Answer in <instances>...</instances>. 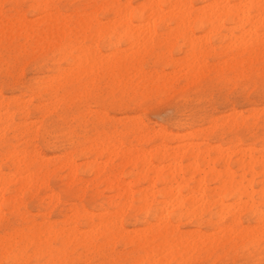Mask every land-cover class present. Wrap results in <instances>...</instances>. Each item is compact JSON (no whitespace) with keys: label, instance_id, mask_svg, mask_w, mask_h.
<instances>
[{"label":"rangeland","instance_id":"1","mask_svg":"<svg viewBox=\"0 0 264 264\" xmlns=\"http://www.w3.org/2000/svg\"><path fill=\"white\" fill-rule=\"evenodd\" d=\"M101 1L102 0H97V3H94L92 2V0H51L49 3V9H50V12H49V9L42 11V8H41L42 4L39 0H6V1L0 0V6L4 4L19 6L18 8L9 10V16L7 18V21L3 14V9L2 7H0V38H1L0 39V124H1L0 125V171L3 174H8V175H11V174L13 175L15 173L14 167L8 162L7 159H5V156H4V154L8 150L12 148H17V149H22V150L24 149V150L30 151L32 147L35 146L37 150L40 152V154H42V156L45 157V159L48 161V164H50L49 165V169L51 172L50 179L46 187H42L36 191L31 192L30 194L26 193L24 195V201H23L24 204H22L20 207V213H29L30 216H34L37 223L54 224L57 227V229L63 228V231L64 230L68 231L70 234L74 232V230L73 231L71 230L73 229V226H75L74 229L75 228L78 229L79 227V229L81 231L83 230L82 232H84V230L86 229L85 227H83L85 218L90 214V212H91V215H94L96 216V218H99V216L103 214L102 212L106 211L107 213L106 212L105 213L108 214L110 218L114 220L115 223H117L118 226H123L127 232L136 231V228L143 230L146 227V225L143 224L146 221L145 211H141V212L137 211L138 208L145 205L144 200H141V197L139 195H136L134 198V201L130 202V205H129V201L126 198L124 197L119 198L116 193L109 192L108 190H106L104 185H101L98 182H94L95 180L94 174L85 168L84 164L86 163L85 162L86 159H84V157L81 156V153H78L77 151L87 149L93 146L96 142L100 144L99 146H101V144L106 145L110 141H113L112 139L115 138L114 140L116 143H123L127 147L129 146V148L131 149L133 148V149L139 150L140 152L139 156L141 157L140 159H142L144 150L146 151L148 150L147 152L151 151L152 149L154 150V148L152 147L159 145L161 142H163L166 146L169 145V146L174 147L172 149L171 147L169 148L167 147L165 149L169 152L175 149L176 147L175 145L177 144H179V146L181 145L180 147L181 150L179 152L182 153V148L184 145H186L187 141H188L187 143L190 144V145L187 144V146H191V147L192 145H198L197 143L202 141L203 143L201 142L200 144L202 149H204L206 145H208L211 147L212 146L213 147L222 146L223 149L230 148L231 151L236 150L235 152H233L234 154L236 153L235 154L236 157L234 156V162L238 160V158H240L241 153H242L241 151H243L242 148H245V150L246 149L248 150L249 148H251V146H254L253 148H256V150H258V149H261L262 145H264V111H263L264 110V87H261V84H260L261 71L264 70V66L262 67V65H264V48H263L264 45L261 49H259L261 47L262 40L261 41L257 40L259 39V37L262 39V37L260 36L261 35L260 32L262 28H264V24H261L262 21L256 20V17L257 19H260V20L262 19V18H258V14L260 15L261 13L260 11L264 9H259L260 7L257 5L255 7L254 5L250 6L249 3H247L246 1H244L246 2V4H244L243 2L244 8L241 5V7L243 8L241 9L242 11L248 7V6L245 7L246 5L250 6L249 11L247 9L246 11L242 12L243 14L244 12L247 14L249 13V16H247L249 18L252 17V15L254 14L253 18H255V21H259V23L261 22L260 26H258L259 23L254 21L253 23L254 25H256L257 23L256 25L257 27L253 26V29L255 27L254 31H252L253 30L252 28L251 30L249 28V27H252L253 25L251 24L250 26L251 18L250 20L246 18L248 19L249 22L247 21L248 22V23L246 22L247 24L244 23L246 19L243 18L242 13L239 16L241 17L240 18L241 20L238 18V20L240 21H237V22L235 20L227 18L226 16H224L225 14H222L219 18L221 19L220 22L222 21L223 22L219 24H223L224 26L220 25L221 27H223L221 28L218 25L219 19H217L218 13H216L214 14V16L215 15L217 16L216 18L212 16L214 19V20L211 19L212 24L213 25L217 24V26H215L214 28L215 30H216V27L218 30V26L221 29L219 31L216 30L215 32H212L214 31V29L212 30L210 27L211 26L213 27V25H210L208 23L209 20L206 14H204L206 17L202 15L203 13H207V14L209 13L210 10H206L207 8H205V6H208L211 2L201 1V0H190V2H193V4L197 7V8L195 7V9L198 10L199 13H201L200 11H202L201 16L205 17V19L203 20L198 19V20H195L194 22L192 20L187 21V27L190 28L189 29L190 32L193 33L191 34V36L194 35L195 36L194 38L196 39L197 37H199V35H201L200 37L204 38L206 36L205 33L209 34V32H211L209 36L207 35L210 40L208 41L210 43L206 44L205 47L207 49L209 48L211 49L210 45H212L213 48L215 47L214 49L212 48L208 53L204 51L207 49L203 50L204 45L202 43H200L199 45V42L197 41L198 42L197 45H199L201 47L200 49H202L205 52V55L203 57V52H200L199 48L196 47L197 50L194 49L193 52H191L190 51L191 48L189 49L186 47L187 45L186 43L188 42V38H189V36L187 37V35H190L189 30L185 33L184 32L182 33L181 31L182 28L181 29L178 28L177 21L176 22L173 21L169 23L170 28L162 27L159 24L154 25V21L156 20V18L155 19H151V18H154L156 16V15L154 16L155 12L151 13L152 12L151 10L144 7L146 5L145 0H131V1L130 0L129 1L120 0V3L122 5L126 4L127 2H130L126 5L129 6L130 4V6L131 5L133 6L131 7L132 9L129 8L130 10L129 9L127 10L128 6H125L126 9H123V10L128 11V13H126V15L124 13L123 16L124 15L127 16L128 14L131 15L129 19L133 21L134 26L133 25L132 26L134 28L136 26L137 30L139 29L142 33H144L143 31L146 29V28L144 29L143 24L144 23L146 24V22H148V21H145V19L149 18L153 14V16L149 18L151 19V23H152V20H154L153 25H152L153 28H149V26H151L150 22H149L150 25L148 24V27L145 25L144 26L148 28L147 31H149V33H150L149 29L156 28L158 31V34L153 35V37L151 36V40H153V44H150V45L151 46L153 45L152 48L150 47L149 43H148V46L146 45L147 44L146 42H148L150 38L149 37L145 43L142 42V44H145V48L148 47L147 48L148 51H146L145 48L143 49L144 45H141V47L142 46L143 47L141 49V52H138V54L140 53L142 54L137 55L135 54L136 52L135 48L140 47V46H137L138 42L135 43V46L137 47H131V46H134L133 44L134 41L138 40V38L136 40V38L131 37L135 29L133 28L134 31L132 32L130 30L131 27L128 26L130 29H129V32L128 31L126 32L127 26L125 27L124 26L125 24L122 25V23L118 22L119 25H116L117 24L116 21H118V19L116 18H118L119 14H116L115 12H108L105 9L97 10V7H99L101 3L103 2ZM240 1L241 0H237L236 2L231 1L229 3V6L232 5V3L233 4L235 3L236 5L234 4L235 6H232V7H236L238 4L241 3ZM96 5L98 6L96 7ZM200 6H203V7L199 8ZM232 7L230 6V8ZM230 8L228 7V9ZM203 9H204V12H203ZM147 10L150 12H148ZM214 10H215L214 13L218 11V10L216 11V9ZM212 11L210 12L212 13ZM51 12H53L54 15H57L58 20L56 21V16H55V19L53 21H55L56 25H58L59 27L58 29H61L63 27L62 25H65L66 23H70V26L75 27L77 26L78 23L81 22L80 17L83 18V20H86L87 17L90 18L91 16L92 17L94 16V19L92 18V22L90 19V22L92 24L90 23L89 25L91 26L93 25V27L97 28L95 26L97 23H98L97 26L98 25L102 26V24L105 23L104 26L106 28L103 27L104 31L102 33L104 36L102 35L98 43H96L95 39L93 40L91 38L89 39L83 38L85 39L84 44L76 45L74 42L69 41L66 37H62L61 36L62 32L61 34L59 32L58 36L59 35L60 36L58 38L56 39L51 38L50 40L46 39V40H42L41 42H39L35 36L29 37L30 35H29V32H28L29 30L27 27L26 29H24L23 26L17 27L16 25L17 21L15 22V18H16L17 20H19L18 22L21 23L20 16L21 18L24 16L25 19L27 18L28 22H22L21 24L25 23L23 25H26L29 22L30 23L33 22L32 25L36 26L34 27L35 29L38 27L39 29L40 28L44 29L45 23L52 20L53 17H51L50 20L49 18H47L49 20L47 21L46 18L43 20L42 16L45 13H47L49 16L51 15L54 16L53 13L51 14ZM220 12L223 13L222 11H219V13ZM59 13L61 15V18L60 17L58 18ZM66 13L69 16L68 15L66 16ZM255 13L257 14V16H255ZM262 13H264V11ZM247 14H244V16H246ZM120 16H119V19L121 18L122 20L123 16L122 15ZM140 16H143V19H144V20H141V22L140 20H138V17ZM43 17H46V15ZM37 19L39 22L36 21ZM39 19L42 20V23ZM124 19L122 21H127ZM242 19H245V20L242 21ZM64 20H67L66 23L64 22ZM98 20L100 22H98ZM107 20L111 22L114 20L116 24L114 22L112 23L116 25V27H113L111 29V26H112L111 24L110 29H109L108 24L110 22H108ZM62 21L64 22V24ZM241 21L243 22L244 25L242 23L240 25L239 22ZM61 23L62 25H60ZM139 24H142V25H139ZM138 25L140 28L142 27L143 30L138 28ZM180 25L183 26L184 24L180 23L179 26ZM234 25H238L237 28L235 26L236 29L233 28ZM6 26H7V31L10 30L8 32L7 39L5 37ZM184 26L182 29L183 31H185V28H186V25ZM230 26L232 29L230 28ZM172 27L180 29L182 35L179 36L180 33L176 34L177 33L176 29L174 28L172 29ZM233 29L235 30L233 31ZM1 30H3V32ZM110 30H113V32H110ZM249 30L252 33L254 32L255 34L253 33V34L248 35V33L250 32ZM121 31H122V34H121ZM130 31L132 32V34H130L131 33ZM147 31L146 33H148ZM245 31L248 36L245 35L246 34ZM123 32L124 33L126 32V35H123ZM173 32L174 33L176 32V33L174 34ZM229 32L232 33L233 37L230 35ZM146 33L144 34L146 35ZM149 33L146 36H149L150 35ZM236 33H239V37L241 36L242 39L245 38L247 40H241L242 43L241 41H237L238 39L236 38H238V36L233 35ZM256 33H259L260 35H257L258 38L255 39L256 41L255 43L254 41H252V39L256 37ZM115 34L117 35L121 34L122 36L119 35L118 37ZM175 35L179 36L177 37L176 40H175V37H176ZM228 35H230L231 38ZM242 35L243 36L245 35L247 38L245 36L242 37ZM251 35H254L255 37ZM234 36H236V38H234ZM117 37H118V40H117ZM140 37H142V35ZM200 37L197 39H199V41L202 42L203 39L201 40ZM248 37L250 38V42L248 40L249 39ZM143 38H145V36L142 37V39ZM241 38H239V40ZM142 39L141 41L145 40V39L143 40ZM234 39L236 40V43ZM164 40H166V42ZM243 41L244 43L247 44V45L245 44L244 47L249 49L248 50L245 48L246 50H244L245 52L243 51L244 53L241 52L243 46L240 47L241 49L238 48V46L236 48V46L234 45L233 46L235 47V49L234 48L232 49V47L230 48V46H232V42L235 44L241 43L243 45L244 44ZM131 42H132V45L130 44ZM259 42H261V44ZM93 43L96 44L94 45L95 47H92ZM259 44H260V47H259ZM88 45H91V46H88ZM201 45H203V48ZM224 45L228 46L229 49H227L226 46L224 48ZM85 46L88 48L90 47V48L88 49V52L86 51V53H84V57H83V53H82L83 50L84 52L85 50H87V48L86 49L84 48ZM79 47L81 50H79ZM127 47L129 48L131 47L132 50L130 49V53L132 54L129 53L128 51L129 48L127 49ZM82 48L84 49L82 50ZM223 48L227 51H224ZM95 49L98 50L97 52L100 53L98 55H101V54L102 56L104 55L103 58H101L100 56L98 57L99 58L98 62H97L98 55L96 54ZM91 50L92 51L95 50L93 52L95 54H93L94 56L92 55V57H90L92 54ZM142 50L144 53L142 52ZM198 51H199V54H197ZM238 51L241 52V54H238L237 56V53H239ZM125 52H128L130 55L128 53L126 54ZM121 53L125 54L123 55V57L125 58L121 57L122 56ZM190 53L192 54L195 53L196 54V55L194 54L195 57H197L198 55V58H195L193 55L192 56L194 59L199 60L200 62L202 61L201 60L202 57L204 58L202 62H204L205 60L209 62V63H206L205 70H204V67L201 70L200 68L202 67L197 68V65L196 67L192 66V65H195L196 63L200 65V63L194 61V59L190 56L191 55ZM250 53H252L253 55ZM143 54L145 56H143ZM77 55H79V57H76V59L77 60L78 58L82 59L83 57L82 59L83 61H86L84 60V58L86 59L89 56L86 62L87 66L86 65L84 66V63L81 60H78V61H81L80 63L76 61L74 57ZM107 55L108 56L113 55V57L112 56L107 57ZM118 55H121V56L118 57ZM185 56L186 58H190V59L186 61ZM228 56H229V59H228ZM93 57H95V59ZM104 57H106V60L104 59ZM116 57H118L117 58L118 60H116ZM138 57H141V59L140 58L137 59ZM90 58L95 60L94 62L97 68L94 65L93 61L91 62L92 66L89 65L90 61L92 60V59L90 60ZM259 59L260 60L262 59V60L259 61ZM181 60H183L184 62L186 61V64L187 62H190L191 60H193L194 63L195 62L196 63L193 64V62L192 63L190 62L189 65L187 64L186 69L184 67V70H182L184 66L182 64H185V63ZM222 60H225V61H222ZM232 61L235 64H233ZM222 62H224L225 64L224 63L222 64ZM228 63L232 65H229L228 67ZM79 64L81 66H79ZM76 65L78 66V68H75L77 67ZM204 65H205V62H204ZM246 65L247 67H245ZM190 66L193 68L192 70L190 69ZM72 67L74 68L72 69ZM110 67H113V71L111 70ZM66 68L69 71L72 69L70 73L69 71H66ZM90 68L91 70L93 69L90 72L91 74L89 73ZM178 68L181 69L180 71L182 72L184 71V73L182 72L180 73ZM195 68L199 69L198 72H196L197 69L195 71ZM214 68H217V69H214ZM162 69L164 71H162ZM206 69L210 70V72ZM175 70L176 71L178 70V71L175 72ZM171 71L174 74H177L179 72V74L181 75L179 76L177 75L178 76L177 77ZM136 72H139V73L141 72V73L136 74ZM207 72L208 74L206 75ZM134 73L136 74V76ZM170 74L172 75V77H170L171 76ZM182 74L184 76H182ZM140 75L142 77H140ZM157 75H158V78L155 77ZM186 75L188 76V78L190 79L192 78L193 80L188 79ZM192 76L193 77L195 76V79ZM198 76L200 77L199 79H197ZM165 77L168 79H166ZM172 79H174V81ZM153 86H155L156 88H154ZM213 93H215L214 100L212 99ZM201 96H206L210 102L212 101L211 103L213 106L211 108V112L206 111L204 108L200 106L199 98ZM142 105L143 107H141ZM25 107L26 109H24ZM256 108L258 109L256 110ZM125 109L127 111H125ZM186 110H191L196 113H204L203 115H200V114L196 115V117L192 120L191 124L187 126V130H185L184 127L176 126L177 121L183 118ZM212 113H216V115H213ZM50 117L52 119H50ZM177 117H180V118H177ZM229 117L230 118L232 117L234 119L232 118L229 119ZM114 120L116 121L115 123H113ZM135 120H139L140 122H143L148 128H153L154 130H158L162 128L168 133H172L174 135L176 134L175 139L174 140L169 139L170 141L168 139H164L163 141L153 140L151 142L140 143L137 130L135 129V122H134ZM5 124L6 126H4ZM35 124L39 125L38 128H36L37 125L35 126ZM70 124H72L73 126L69 127ZM34 128L37 130H35ZM116 130L118 131V133H115ZM189 131L195 134L194 135L195 138L186 136L187 133H190ZM182 134L183 135L185 134V135L183 136ZM30 139H32L33 141ZM191 142H193L192 145H191ZM183 143L184 145H182ZM187 146H184L186 148H183V151L185 150L189 152L191 150V147H187ZM240 147L242 150L239 149L240 150L239 152L237 151V149ZM162 150L164 149L162 148ZM69 153H73L75 155L74 158L77 164L82 166V168L80 169L78 173V179H80V182L76 184H70L69 182L71 181L70 178L68 180L69 171L63 168L61 166L62 164L60 165V163H62L63 159H65ZM90 160L97 161L96 163H101L105 161L106 158L100 159L96 153H93V154H90ZM151 160L155 166L162 165V167H164L169 163V162H166V163L161 164L160 161H157L155 158H151ZM189 162L191 161H184L183 166L186 167L185 164L190 165L191 163L189 164ZM118 164H119V161H116V165ZM198 166L197 167L199 168L200 172L195 174L196 180H198L197 178L200 177L201 173L207 170V167H205L203 164H200ZM215 169L217 170L220 169L219 172H222L224 168L222 167L221 164L218 163L215 165ZM131 171L132 169L129 167L126 168L125 170L124 180L127 183L129 182L133 183L134 177L130 174ZM232 171H235L234 173L236 174V176H234L236 179V184H235V187L234 186L233 187L234 188L237 187V189L234 190V193H237L239 191L238 193L240 194V196L238 197V199L232 198V197H229L228 199H226L225 198L226 193H223V194L220 193V194L209 195L207 199L202 198V201L201 200L199 201V198H198L199 193H196L197 190L192 191V193L194 194H191V192L189 194V192L184 190L181 196V198H184V200L181 199L180 201L179 199V202L177 201L179 204L181 202V204L183 205L182 206L183 210L181 209V210L176 211V213L172 217L173 225L175 226L176 224H178L176 226L179 227V230L182 233L192 234V237L194 238H196V235H198L199 232H202L203 235L204 233H206L208 236L215 234L217 232L216 230L217 224H220V226L222 227L223 226L231 227L232 224L228 218H225L224 220L219 222V219L216 217V215H213L214 213H216L217 209H214L211 215H209V212H207L206 214H203L202 221L204 223L210 220V224L208 225L202 224V222H200L196 218L195 214H197L196 211L198 210V208L197 210L195 209V212L192 211L194 210L192 208L195 205V203L200 205L199 204L200 202L202 204V202L206 200L205 201L206 204L204 203L203 205H201L204 208V206H206L208 203L209 204L213 203L212 198L216 199V201H218V199L219 200L224 199V204L227 206L228 205L232 206L233 203L235 204V201H236L238 202V204H240V207L244 203L248 202L247 198H253L254 200L257 201V203H259L258 207L260 209H264V196L261 195L264 192V187H263L264 184L260 183V181L261 182L263 181L262 177H257L256 182L254 183L255 185L253 184L252 186H250L248 181H250L251 179L247 180V178L253 177L251 173L246 172V175H244L242 173L243 171L239 169L238 167H232ZM258 171L259 170H257V172ZM150 176H153V175L151 174ZM242 176H245L246 181L244 179L238 180V179H242L240 178ZM185 177L186 179H189L190 174L185 175ZM239 183L241 185H238ZM243 184L249 185V188L246 185L248 189L247 191L249 190H251L252 192L253 190L255 191L253 193H250L251 191L248 192L249 194H251L250 196H252L253 194L252 197L249 196V194L246 192V189L244 190L243 194L247 193L248 195L246 194L243 196L242 190L246 187V186H243ZM148 185L150 186V188H148L149 187ZM129 186L132 192H137L139 189H140L139 191L144 190L148 193L149 192L151 193V194L149 193L147 198H150L153 195L157 200H164V201H166V199L167 200L169 199L168 201H170L171 196L173 198L174 196L176 197V195L180 191V189L176 188V185H171L173 186V188L175 186L176 189H174V192L172 191L173 194L172 192H170V194L167 196V193L163 191L164 187L167 186L165 189H167L168 191H170L169 188L173 189L172 187L168 188V185H164L161 183H158L155 185V187H153L151 183L148 181H143L141 185L138 186V188H135V186L130 183H129ZM240 186L241 187L243 186L244 188H241V189L238 188ZM261 186L263 187V189ZM194 187L195 185L192 184L191 188H194ZM208 187L213 189L216 186L214 184L208 183ZM151 188L157 192L156 195L154 194V192H151V191H154ZM12 191H15V189L11 190V192ZM51 193H53V195ZM195 194H196L198 201L195 202V199H196L195 197H194L195 198L194 204L190 203L191 200L187 201V198L189 196L192 199L191 195L195 196ZM113 195L116 198H114ZM183 195H185L186 198ZM199 196L201 195L199 194ZM173 200L171 203H173ZM125 201L126 202L128 201L127 203L129 205L128 206L129 209L125 210L124 212L126 214H124L123 211H121V209L128 208L126 207L127 203ZM240 201L241 202L244 201V203H241ZM30 202H34V203L31 204ZM124 202L125 204L123 205ZM189 203L192 206L191 207L192 210H190V207H187L189 206ZM238 204H236V206ZM102 205L104 209H101ZM196 206L197 205H195L194 208ZM185 207H187V209H189L190 212H188L189 210L185 211L186 210ZM21 208H23V211H21ZM201 208L202 207H200V209ZM2 210L3 212H0L1 214L0 215L1 216L0 217V222H1L0 230L1 231L5 230L7 227L14 228V227H19L20 225L23 224L21 215L16 214V212H14L11 208L4 206ZM54 211H55V214H54ZM75 211H77V215H75L76 214ZM72 212L76 217L74 218L72 217L73 215ZM120 212L124 214L123 218H121L122 214H119ZM186 212L189 214H185ZM152 213H150V216ZM179 213H182L180 214L181 218L179 217ZM70 214H71V217L69 216ZM63 215L64 217H62ZM69 217L72 218V220H68ZM239 219L241 220L244 226L251 225L252 227L253 225H255L253 212L251 210L245 211L243 214H241ZM124 220H126V222ZM151 220L152 218L149 219V221ZM96 223H98V221ZM64 227H67V228H64ZM233 229H234V232L235 230H238L236 229V227H233ZM88 230L90 231V229ZM213 231L215 232L212 233ZM234 232H232L231 234H235ZM241 241L243 242L242 244H241ZM111 245H112L111 243L106 245L105 250L103 252V255H104L103 257L102 256L97 257L95 253L93 252H89V251L86 252V249L78 245V242H74V243L72 242L68 245V247L67 245L62 246L61 243H57L56 248H60L64 250V254L61 257L60 264H81L80 262H82V264H146V262H143L141 259V257L144 256L143 252L132 254V251L134 250L133 247L127 246L126 243L124 242H119L114 247H112ZM241 252L242 254L243 253L244 254L242 255ZM164 254L163 255L166 256L168 253L164 252ZM191 254L188 256L189 258L193 256V253ZM175 256L174 258L172 257L169 260V264H178V263L185 264V261H180V259L178 258L179 256L178 257L177 256L175 257ZM240 256L241 257L243 256V257L240 258ZM126 258L128 259L126 260ZM160 258H162V256ZM247 258L248 259L250 258L252 260L250 259L248 260ZM172 259L173 261H171ZM224 259H226L225 260L226 263L224 262ZM245 261L247 264H260L262 261H264V242L262 241L253 242L250 239L246 240L245 238H243L242 240L238 241L237 247L235 249L228 250L226 248L225 252H223L220 260L217 261V263L222 264V262H224L225 264H231L232 262V264H242V263L245 264ZM251 261L253 263H251ZM5 262L6 261L0 260V264H8L7 262L6 263ZM44 262H45V259L41 261V264H44ZM209 262L210 260L208 259H203V260H198V261L192 260L189 264H208ZM25 264H37V263L34 259H30V261L26 262Z\"/></svg>","mask_w":264,"mask_h":264},{"label":"bare ground","instance_id":"2","mask_svg":"<svg viewBox=\"0 0 264 264\" xmlns=\"http://www.w3.org/2000/svg\"><path fill=\"white\" fill-rule=\"evenodd\" d=\"M4 1V0H2ZM6 1V0H5ZM42 4L41 8H42V11L44 10H48L49 9V3L51 0H39ZM103 1V2H102ZM101 2V5L99 7H97L98 5H96L97 7V10H101V9H105L107 10L108 12H115L116 14H119L123 16V14L125 13H128V11L126 10H123V9H126L125 6H128L126 4L130 3V2H127L126 4H121L120 3V0H102ZM129 1V0H128ZM131 1V0H130ZM201 1H207V2H211L208 6H205V8H207L206 10H210L212 11V13L209 11V13H203L202 15L206 14L208 20L211 22L208 21V23L210 25H213L212 24V20L213 17L216 18L218 16L217 19H219V22H218V25H222L224 26L223 24H219V23H222L220 22V16L222 14H225L224 16H226L227 18H230L232 20H235L236 22L237 21H240L241 17H239L241 15V13L243 11H246L248 9L249 11V8L250 6L254 5V7L257 5L259 6L260 8L259 9H264V0H241L240 6H236V7H232V6H235L233 3L232 5H230L232 8H230L229 6V3L231 1H237V0H201ZM246 1L247 3H249V5H246L245 7V10H241L244 8V5H243V2ZM71 2V1H70ZM76 2V1H75ZM92 2L94 3H97V0H92ZM246 2H244V4H246ZM2 3V2H1ZM37 4V3H36ZM139 4V3H138ZM145 6L146 8H148L149 10H151L152 12L151 13H154V18H151V19H155L156 20H152V23H151V19H149L150 17L153 16V14L145 19V21H148L146 22V24L144 23L143 24V27H144V33H146L147 31V27H148V24L150 25L151 23V26H149V28H153L152 25H153V21H154V25L155 24H159L160 26L162 27H166V28H170L169 27V23L173 22V21H177L178 22V28H182L183 29V26L186 25V28H185V31H182V33L184 32H187L190 28L187 27V21H195V20H198V19H205V17L201 16V13L202 11H200L201 13L198 12V10L195 9V5L193 4V2H190V0H145ZM2 5V4H1ZM220 5V6H218ZM241 5L243 6V8L241 7ZM204 6V5H203ZM203 6H200L199 8L203 7ZM222 6V7H221ZM124 7V8H122ZM133 7L132 5L127 7V10L129 8ZM135 7V6H134ZM143 7V8H144ZM221 7V8H220ZM228 7L230 9H228ZM141 8V7H140ZM197 8V7H196ZM204 8V9H205ZM209 8V9H208ZM253 8V7H251ZM35 9V8H34ZM33 9V10H34ZM63 9V8H62ZM132 9V8H131ZM204 9H203V12H204ZM214 9H216L217 12L214 13ZM64 10V9H63ZM130 10V9H129ZM154 10V11H153ZM241 10V11H240ZM148 11V10H147ZM176 11V12H175ZM219 11H222L223 13H219ZM260 11V10H258ZM257 11V12H258ZM264 10H261L259 13L260 15L262 14ZM49 12H50V9H49ZM87 12V11H86ZM150 12V11H148ZM180 12V13H178ZM48 13V12H47ZM47 13L43 14V16L46 15V17H43L42 15V18L43 20L46 18L47 21L50 20L51 17H53L52 20H50L49 22L45 23V28L42 29L39 27L38 28H34L36 26L32 25V23H28L26 25H23L21 24L22 22H28L27 21V18L25 19V17L23 16L21 18L20 16V19H21V23H19L16 18H15V22L17 21L16 25L17 27L18 26H23L24 29H26V27L28 28V32H29V37H33L35 36L39 42H41L42 40H50L51 38H58V34L60 32H62V37H66L69 41L71 42H74L76 45H82L84 44V40L83 38H91V39H95L96 40V43H98L102 37V33L104 31L103 27L104 24L101 25H98L97 24L95 25L97 28L93 27V25H89L91 22H92V18L94 19V16L90 17V18H86V20H83V18L80 17V23L77 24V26L73 27V26H70V23H66L67 20H64V22L66 23L65 25H62V23L60 25H62L63 27L61 29H58V25H56V22L53 21L55 19V16H56V21L58 20L57 19V15H54L53 12H51V14L53 13L54 16H49ZM90 13V12H89ZM98 13V11H97ZM131 13V11H130ZM150 13V14H151ZM175 15H174V14ZM217 14V16L214 14ZM83 14V13H82ZM113 14V13H112ZM212 14V15H211ZM243 14V13H242ZM244 14H247L244 12ZM243 14V18H248L250 20L251 18V21H250V26L251 24L254 23L255 21V18L254 17V14L252 15V17H247L249 16V13L244 16ZM28 15V14H27ZM68 14L66 13V16ZM123 16V19L124 20H127V21H122L121 18L119 19V16L118 18V21L117 24L115 23L114 19L112 22H114L116 25H119V23H122L125 24L124 26L128 29H126V32L128 31L129 32V27H131V31L133 32L134 29V33L132 34V32L130 34L132 38H138L137 41H134V46H131V47H137V46H140L139 48H135V54L137 55H141L142 53L138 54V52H141V45H144L143 49L145 48V44H142L145 43L148 38V42H146L147 46H148V43L149 45L150 44H153V40H151V36L153 37V35H157L158 34V31L156 28L154 29H149L150 30V33L149 31H147L150 35L149 36H146L148 33H146V35L144 33H142L139 29L137 30L136 26L135 28L133 27V21L131 19H129L131 17V15H127V16ZM210 15V16H209ZM250 15V16H251ZM260 15L258 14V18H262L260 17ZM40 16V17H41ZM65 16V15H64ZM69 16V15H68ZM213 16V17H212ZM255 16H257V14L255 13ZM39 17V16H38ZM37 17V18H38ZM61 18V15L59 13L58 15V18ZM97 17V15H96ZM102 17V16H101ZM49 18V20L47 19ZM69 18V17H67ZM85 18V17H84ZM104 18V17H103ZM225 18V17H224ZM238 18L240 20H238ZM254 20H253V19ZM35 19V18H33ZM63 19V18H62ZM90 19H91V22H90ZM212 19V20H211ZM245 19H242L245 20ZM248 19H246L244 21V23H246L248 21ZM32 20V18H31ZM42 23V20L39 19ZM78 20V21H79ZM121 20V21H120ZM138 20H144L143 19V16H140L138 17ZM150 20V21H149ZM223 20V19H222ZM253 20V21H252ZM256 20H259V21H262V19H257L256 17ZM7 21V20H6ZM38 21V19L36 20ZM35 21V22H36ZM89 21V23H88ZM108 21V20H107ZM207 21V20H206ZM216 21V20H215ZM239 22L240 25L241 23L243 24V22ZM259 21H255L257 23H259ZM39 22V21H38ZM55 22V23H53ZM61 22V21H60ZM63 22V21H62ZM63 22V24H64ZM97 22V21H96ZM95 22V23H96ZM98 22H100L98 20ZM110 22L108 25H109V29H110V26H111V29L113 27H116V25H114L111 21H108ZM119 22V23H118ZM124 22V23H123ZM150 22V23H149ZM185 22V23H184ZM249 22V21H248ZM247 22V23H248ZM252 22V23H251ZM10 23V22H8ZM93 23V24H95ZM184 24L183 26H179V24ZM192 23V22H191ZM217 23V22H216ZM246 23V24H247ZM256 23V25H257ZM261 23V22H260ZM260 23L258 26H260ZM31 24V25H30ZM40 24V23H39ZM92 24V23H91ZM128 24V25H127ZM193 24V23H192ZM208 24V25H209ZM262 24V23H261ZM37 25V24H36ZM133 25V26H132ZM136 25V24H135ZM139 25H142V24H139ZM138 25V28H140ZM147 27H145V26ZM177 25V24H176ZM239 25V26H240ZM244 25V24H243ZM256 25H252V27H249L250 30L251 28L253 29V26L257 27ZM11 26V25H10ZM9 26V27H10ZM39 26V25H38ZM129 26V27H128ZM215 26H217V24L213 25V27L211 26L210 28L213 30L215 28ZM218 26V30H217V27H216V30L219 31L221 28L223 27H219ZM237 28L238 25H234L233 28ZM8 27V28H9ZM16 27V28H17ZM119 27V26H118ZM175 27V26H174ZM172 27V29L174 28ZM185 27V26H184ZM191 27V26H190ZM254 27V29H255ZM5 28V27H4ZM11 28V27H10ZM106 28V27H105ZM134 28V29H133ZM178 28H174L176 29V34L180 33L179 36H181V31L180 29ZM195 28V26H194ZM209 28V29H210ZM228 28V26H227ZM226 28V29H227ZM231 28V26H230ZM235 28V29H236ZM248 28V29H249ZM19 29V28H18ZM120 29V28H119ZM125 29V28H124ZM141 30H143V28L141 27L140 28ZM179 31H178V30ZM232 29V28H231ZM233 29V31L235 30ZM239 29V28H238ZM242 29V28H241ZM244 29V28H243ZM254 29L252 31H254ZM5 30V29H4ZM170 30V29H169ZM168 30V31H169ZM214 29V31L212 32H215L216 31ZM249 30V31H250ZM3 32V30H1ZM10 31V30H9ZM8 31V32H9ZM13 31V30H12ZM21 31V30H20ZM19 31V32H20ZM109 31V30H108ZM123 31V30H122ZM122 31H121V34H122ZM209 31V30H208ZM211 31V30H210ZM232 31V32H233ZM247 31V30H246ZM245 31V33H246ZM107 32V31H106ZM110 32H113V30H110ZM126 32L124 33L123 32V35H126ZM207 32V31H206ZM239 32V31H238ZM243 32V31H242ZM248 32V31H247ZM117 33V32H116ZM119 33V31H118ZM174 33V32H173ZM174 33V34H175ZM189 33L190 35H187V37L189 36L188 38V42L186 43V47L187 48H191V52H193L194 49L197 50V48H201L199 45L200 43H202L204 45V48H203V45L202 48L203 50L204 49H207L205 47L206 44H209L210 40L208 38L209 34H211V32L208 33H205L206 36L204 38L200 37L201 35H199L200 39L203 41L200 42L199 37H197L196 39L194 38L195 36L191 34H193L192 32H190L189 30ZM230 33V32H229ZM254 33V32H253ZM251 31L248 33V35L250 34H253ZM261 33V32H260ZM119 34V35H121ZM215 34V33H214ZM243 34V33H242ZM255 34V33H254ZM19 35V33H18ZM117 35V34H115ZM119 35H117L119 37ZM142 35V37L145 36V40L142 39V37H140ZM144 35V36H143ZM171 35V34H170ZM230 35L232 36V33H230ZM228 35V36H230ZM235 35V34H233ZM241 35V34H240ZM246 36L247 33L245 34ZM244 35V36H245ZM257 35H260L259 33H256V37L254 35H251L255 38L252 39V41H255L257 37ZM8 36V35H7ZM104 36V35H103ZM114 36V35H113ZM122 36V35H121ZM120 36V37H121ZM176 36V35H175ZM178 35L175 37V40L177 39V37H179ZM204 36V34H203ZM227 36V35H226ZM230 36V38H231ZM242 35V37H244ZM245 36V37H246ZM261 36V35H260ZM14 37V36H12ZM118 37H117V40H118ZM173 37V36H172ZM171 37V38H172ZM233 37V36H232ZM250 37V36H249ZM248 37V38H249ZM262 37V36H261ZM23 38V37H22ZM140 38V39H139ZM206 38V39H205ZM208 38V39H207ZM229 38V37H228ZM234 38H236V36H234ZM241 36L236 39H238L237 41H241V40H247V39H240ZM247 38V37H246ZM1 39V38H0ZM13 39V38H12ZM66 39V40H67ZM128 39V38H127ZM141 39L143 41H141ZM165 39V38H164ZM170 39V38H168ZM199 42V45L198 42ZM223 39V38H222ZM225 39V38H224ZM22 40V39H20ZM60 40V39H59ZM167 40V38H166ZM166 40H164L166 42ZM182 40V39H181ZM209 40V41H208ZM249 42H250V38L248 39ZM258 41H261L262 40V44L261 42H259L261 44V47H260V44H259V49H261L264 45V39L260 38L257 39ZM37 41V42H38ZM58 41V40H57ZM79 41V42H78ZM107 41V40H106ZM141 41V42H140ZM150 41V42H149ZM233 41V39H232ZM235 43H236V40L234 39ZM59 42V41H58ZM77 42V43H76ZM95 42V41H94ZM138 42V43H137ZM140 42V43H139ZM205 44H204V43ZM248 42V43H249ZM46 43V42H45ZM102 43V42H101ZM135 43H137L138 45L135 46ZM196 43V44H195ZM228 43V42H227ZM231 43V41H230ZM232 42V46H230V48L232 47V49L236 46H238V48H240L241 46L242 47V51L243 52L244 50L248 49L246 47H244V45L246 43H244L243 41V45L241 43H238V44H235ZM258 43V42H257ZM132 45V42L130 43ZM140 44V45H139ZM174 44V43H173ZM241 44V45H240ZM46 45V44H45ZM94 45H96L95 43H93L92 47H95ZM230 45V44H229ZM234 45V46H233ZM247 45V44H246ZM254 45V44H253ZM84 46V45H83ZM88 46H91V45H88ZM153 46V45H152ZM152 46L150 45V47L152 48ZM226 45H224V48H225ZM256 46V45H255ZM254 46V47H255ZM131 47H127V49L129 48V53H130V49ZM197 47V48H196ZM211 49L213 48L212 45H210ZM86 49L85 52L83 49ZM82 48L83 50V57H84V53H86V51L88 52V47H84ZM148 48V47H147ZM146 49V51H148ZM164 48V47H163ZM209 48V46H208ZM215 48V47H214ZM213 48V49H214ZM223 48V49H224ZM227 49H229L228 46H226ZM246 48V49H245ZM250 48V47H249ZM264 48V47H263ZM36 49V48H35ZM42 49V48H40ZM74 49V48H73ZM92 49V48H91ZM94 49V48H93ZM124 49V48H123ZM126 49V48H125ZM138 49V50H137ZM169 49V48H168ZM172 49V47H171ZM177 49V48H175ZM187 49V50H189ZM198 49V50H199ZM210 48L207 49V50H204L205 52H208L211 50ZM241 49V48H240ZM257 49V47H256ZM79 50L80 47H79ZM96 50V49H95ZM95 50H91L92 51V54L90 57H92L93 53ZM132 50V49H131ZM140 50V51H139ZM202 49H200L199 51L200 52H203V57L205 55V52L203 51ZM249 50V49H248ZM78 51V50H77ZM98 50H96V54H100L99 52H97ZM199 51L197 52V54H199ZM214 51V50H213ZM224 51H227L224 49ZM259 51V50H258ZM41 52V51H40ZM132 52V51H131ZM143 52V50H142ZM212 52V51H211ZM239 52V51H238ZM241 52L237 53V56L238 54H241ZM245 52V51H244ZM243 52V53H244ZM250 52V51H249ZM126 54L128 52H125ZM128 53V54H129ZM134 53V52H133ZM144 53V52H143ZM184 53V52H183ZM254 53V52H253ZM261 53V51H260ZM89 54V53H87ZM104 54V53H103ZM132 54V53H130ZM129 54V55H130ZM175 54V53H174ZM191 54V55H190ZM189 55L193 58L194 54L190 53ZM252 54V53H250ZM49 55V54H48ZM80 55V54H79ZM79 55L75 56L74 58L76 59V57H79ZM82 55V54H81ZM122 55V56H121ZM121 55H118L123 57V55L125 54H122ZM183 55V54H182ZM193 55V56H192ZM196 55V54H195ZM234 55V54H233ZM244 55V54H243ZM253 55V54H252ZM251 55V56H252ZM94 56V55H93ZM101 57L103 58L102 54L101 55H98L97 56V62L99 61L98 57ZM106 56V55H105ZM113 57V55H110L107 57ZM143 56H145L143 54ZM184 56V55H183ZM188 56V55H187ZM236 56V55H235ZM44 57V55H43ZM82 57V56H80ZM82 57V59H83ZM116 57V60H118ZM130 57V56H129ZM135 57V55H134ZM195 57V56H194ZM202 57V61H203V58ZM260 57V56H258ZM73 58V59H74ZM89 56L84 60L86 61H83L82 59H79L78 60H81L83 63H84V66L86 65V62L88 60ZM95 59V57H93ZM100 58V59H101ZM125 58V57H123ZM131 58V57H130ZM141 59V57H138L137 59ZM186 58V56H185ZM195 58H198V55L197 57ZM247 58V57H246ZM39 59V58H38ZM71 59V58H70ZM92 58H90L91 60ZM92 59L90 61V64L92 66V61L94 62L95 60ZM104 59L106 60V57H104ZM108 59V58H107ZM177 59V58H176ZM190 59V58H186V61ZM194 59V58H193ZM228 59H229V56H228ZM257 59V58H256ZM37 60V59H36ZM42 60V59H41ZM40 60V61H41ZM76 59L77 62H81V61H78ZM122 60V59H121ZM178 60V59H177ZM212 60V59H210ZM231 60V59H230ZM262 60V59H261ZM259 59V61H261ZM134 61V60H133ZM132 61V63H133ZM183 61V60H181ZM186 61L184 62L185 64H182L184 65L183 66V69L184 70V67L186 69V66L187 64L189 65L190 62L193 64H195L196 62H199L200 65L198 63H196L195 65H192V66H195L197 65V68L199 67H202L200 68L201 70L203 69L204 67V70L206 68V63H209L207 62V60H205V65H204V62H200L199 60H196L194 59V61H196L194 63L193 60H191L190 62H187L186 64ZM222 61H225V60H222ZM246 61V60H245ZM38 62V61H37ZM103 62V61H102ZM116 62V61H114ZM172 62V61H171ZM175 62V61H174ZM243 62V61H242ZM255 62V60H254ZM111 63V62H110ZM224 62H222L223 64ZM233 63V61H232ZM240 63V61H239ZM51 64V63H50ZM71 64V63H70ZM115 64V63H114ZM225 64V63H224ZM235 64V63H233ZM34 65V64H32ZM78 65V64H77ZM76 65V66H77ZM88 65V66H89ZM94 65H95V62H94ZM113 65V63H112ZM199 65V66H198ZM229 65H232L230 63H228V67ZM79 66H81L79 64ZM83 66V67H84ZM87 66V65H86ZM90 66V67H91ZM96 66V65H95ZM137 66V64H136ZM227 66V65H226ZM264 65H262L263 67ZM32 67V66H31ZM67 67V65H66ZM176 67V66H175ZM181 67V66H180ZM189 67V66H188ZM247 67V65L245 66ZM74 67H72L73 69ZM75 68H78L75 67ZM97 68V66H96ZM95 68V69H96ZM111 70L113 71V67H110ZM166 68V67H165ZM195 68V71L196 69ZM225 68V66H224ZM32 69V68H31ZM65 69V68H64ZM71 69V70H72ZM189 69V68H188ZM190 69L192 70L193 68L190 66ZM214 69H217V68H214ZM229 69V68H228ZM70 70V71H71ZM83 70V69H82ZM93 70V69H92ZM91 68H90V71L89 73L92 71ZM98 70V69H97ZM178 70L180 71L181 69L178 68ZM177 70V71H178ZM199 69H197L196 72H198ZM203 70V71H204ZM208 70V69H206ZM230 70V69H229ZM66 71H69L67 70L66 68ZM69 71V73H70ZM75 71V70H74ZM78 71V69H77ZM95 71V70H94ZM146 71V70H145ZM162 71H164L162 69ZM174 71V70H173ZM175 70V72H177ZM202 71V72H203ZM210 72V70H208ZM53 72V71H51ZM76 72V71H75ZM88 72V70H87ZM135 72V71H133ZM167 72V71H166ZM172 72V71H171ZM182 71H180L181 73ZM206 72V71H205ZM204 72V74H205ZM82 73V72H81ZM141 73V72H140ZM139 72H136V74H140ZM146 73V72H144ZM148 73V72H147ZM173 73V72H172ZM171 73V74H172ZM184 73V71L182 72ZM67 74V73H66ZM78 74V73H77ZM84 74V72H83ZM91 74V73H90ZM135 74V73H134ZM133 74V75H134ZM135 74V76H136ZM170 74V75H171ZM174 74V73H173ZM193 74V73H192ZM200 74V73H199ZM208 74V72L206 73V75ZM65 75V74H63ZM76 75V74H75ZM142 75V74H141ZM140 75V77H142ZM163 75V74H162ZM169 75V74H168ZM175 76H179L181 74H179V72L177 74H174ZM188 75V74H187ZM186 75V76H187ZM198 75V74H197ZM204 75V76H206ZM132 76V75H131ZM150 76V75H149ZM174 76V77H175ZM177 76V77H178ZM182 76H184L182 74ZM189 76V75H188ZM187 76V78H188ZM201 76V75H199ZM198 76L197 79H199L200 77ZM58 77V76H57ZM60 77V76H59ZM134 77V76H133ZM158 78V75L155 76ZM154 77V78H155ZM169 77V76H167ZM172 77V75L170 76ZM191 77V76H190ZM193 77V76H192ZM54 78V77H53ZM149 78V77H148ZM166 78V77H165ZM176 78V77H175ZM185 78V77H184ZM195 79V76L193 77ZM204 78V77H203ZM59 79V78H58ZM142 79V78H141ZM168 79V78H166ZM190 79V78H188ZM192 79V78H191ZM190 79V80H191ZM250 79V78H249ZM162 80V79H161ZM164 80V78H163ZM170 80V79H169ZM174 81V79H172ZM193 80V79H192ZM207 80V79H206ZM140 81V80H138ZM167 81V80H166ZM189 81V80H188ZM198 81V80H196ZM19 82V81H18ZM17 82V83H18ZM137 82V81H136ZM153 82V81H152ZM192 82V81H191ZM190 82V83H191ZM223 82V81H222ZM251 82V81H250ZM25 83V82H24ZM35 83V82H34ZM148 83V82H147ZM150 83V82H149ZM172 83V82H170ZM189 83V84H190ZM195 83V82H194ZM241 83V82H240ZM137 84V83H136ZM152 84V83H151ZM208 84V83H207ZM230 84V83H229ZM258 84V83H257ZM18 85V84H17ZM149 85V84H148ZM169 85V83H168ZM187 85V84H186ZM204 85V84H203ZM6 86V85H5ZM19 86V85H18ZM25 86V85H24ZM185 86V85H184ZM246 86V85H245ZM149 87V86H148ZM154 88H156L155 86H153ZM214 87V86H213ZM151 88V86H150ZM250 88V87H249ZM258 88V87H257ZM106 89V88H105ZM213 89V88H212ZM244 89V87H243ZM256 89V88H255ZM254 89V90H255ZM4 90V89H3ZM248 90V89H247ZM253 90V91H254ZM151 91V90H149ZM206 91V90H205ZM18 93V92H17ZM16 93V94H17ZM36 93V92H34ZM152 93V92H151ZM209 93V92H208ZM251 93V92H250ZM255 94V93H254ZM253 95V94H252ZM151 96V95H150ZM176 96V95H175ZM262 97V96H261ZM32 99V98H31ZM169 100V99H168ZM185 100V99H184ZM212 102V101H211ZM60 103V102H59ZM42 104V103H41ZM131 104V103H130ZM90 105V104H89ZM145 105V104H144ZM253 105V104H251ZM26 106V105H25ZM84 106V105H83ZM92 106V104H91ZM52 107V106H51ZM94 107V106H93ZM119 107V105H118ZM134 107V106H133ZM136 107V106H135ZM143 107V105L141 106ZM140 107V108H141ZM104 108V107H102ZM131 108V107H130ZM26 109V107L24 108ZM49 109V108H48ZM118 109V108H116ZM258 108H256L257 110ZM260 109V108H259ZM110 111V110H109ZM125 111H127L125 109ZM129 111V110H128ZM141 111V110H140ZM143 111V110H142ZM264 111V110H263ZM59 112V111H58ZM237 112V111H236ZM257 112V111H256ZM260 112V110H259ZM3 113V112H2ZM128 113V112H127ZM136 113V112H135ZM239 113V112H238ZM104 114V113H103ZM229 114V113H228ZM237 114V113H236ZM235 114V115H236ZM253 114V113H252ZM260 114V113H259ZM258 114V115H259ZM263 114V112H262ZM10 115V114H9ZM8 115V116H9ZM33 115V114H32ZM35 115V113H34ZM57 115V114H55ZM54 115V116H55ZM93 115V114H92ZM105 115V114H104ZM256 115V113H255ZM106 116V115H105ZM238 116V115H237ZM263 116V115H262ZM98 117V116H97ZM135 117V116H134ZM228 117V115H227ZM249 117V116H248ZM4 118V117H3ZM34 118V117H33ZM115 118V117H114ZM175 118V117H174ZM177 118H180V117H177ZM232 118V117H231ZM229 117V119H231ZM247 118V117H246ZM49 119V118H48ZM50 119H52L50 117ZM125 119V118H124ZM228 119V118H227ZM234 119V118H232ZM37 120V119H36ZM47 121V120H46ZM174 121V120H173ZM28 122V121H27ZM25 122V123H27ZM33 122V120H32ZM116 121L114 120L113 123H115ZM126 122V121H124ZM135 129L137 130V133H138V136H139V141L140 143L142 142H151L153 140H164V139H171V140H174L175 139V135L172 134V133H168L166 132L164 129L160 128L158 130H154L153 128H148L143 122H140L139 120H135ZM225 122V121H224ZM235 122V121H234ZM46 123V122H45ZM111 123V122H110ZM41 124V123H40ZM170 124V123H169ZM1 125V124H0ZM8 125V124H7ZM37 124H35L36 126ZM111 125V124H110ZM199 125V124H198ZM205 125V124H204ZM6 126V124L4 125ZM39 125H37L36 128H38ZM210 126V125H209ZM214 126V125H213ZM241 126V125H240ZM43 127V126H42ZM107 127V126H106ZM113 127V125H112ZM172 127V126H170ZM4 128V127H2ZM119 128V127H118ZM35 129V128H34ZM42 129V128H41ZM37 130V129H35ZM6 131V130H5ZM36 132V131H35ZM122 132V131H121ZM190 132V131H189ZM115 133H118V131L116 130ZM129 133V132H128ZM187 133V132H186ZM197 133V132H196ZM3 134V132H2ZM36 134V133H35ZM34 134V135H35ZM180 135V133H179ZM183 135V134H182ZM185 135V134H184ZM183 135V136H184ZM194 133H187V137H194ZM215 135V134H214ZM220 135V134H219ZM33 138V137H32ZM195 138V137H194ZM34 139V138H33ZM115 139V138H114ZM112 139L113 141H110L108 140L109 143H107L106 145H102L99 146L100 144L98 142H96L93 146L87 148V149H84V150H79L77 151L78 153H81V156L84 157V159H86V163L84 164L85 168L89 171H91L94 176H95V180L94 182H98L99 184L101 185H104L106 190H108L109 192H114L118 195L119 198H126L128 201H129V205H130V202H133L134 201V198L136 195H139L141 197V200H144V203L145 205L140 207V208H135L137 209V211L141 212V211H145V215H146V218H145V222L143 223L144 225H146V227L143 229V230H139L136 228V231H133V232H127L125 230V228L123 226H118L117 223H115L114 220H112L110 218V216L108 214H106L105 212H100L102 215L99 216V218H96V216L94 215H91V212L90 214L85 218V222H84V225L83 227H85L87 230L90 229V231L88 230H84V232H82L79 227L78 229L73 226V229H71L72 231L74 230V232H72V234H70L68 231H63V228L62 229H57V227L54 225V224H50V223H45V224H41V223H37V221L35 220L34 216H30L29 213H20V207L24 201V195L27 193V194H30L31 192L33 191H36L42 187H46L49 183V179H50V169H49V165L48 164V161L45 159V157L42 156V154H40V152L37 150V148L34 146L32 147V149L30 151L28 150H22V149H17V148H12L10 150H8L4 156H5V159L8 160V162L14 167L15 169V173L12 175H8V174H3L1 171H0V212H3L2 208L5 206V207H8V208H11L14 212H16V214H19L21 215V219L23 221V224L20 225L19 227H14V228H11V227H7L5 230L1 231L0 230V260L2 261H6L7 263L9 261H12V262H18V261H23V262H28L30 261V259H34L36 261L37 264H41V261L45 259V262L44 264H60V260H61V257L62 255L64 254V250L63 249H60V248H56V244L57 243H61L62 246H66L68 247V245L70 243H74V242H78V245L82 246L84 249H86V252L89 251V252H93L95 253V255L97 257H103V252L105 250V247L106 245L108 244H112L111 246L114 247L117 243L119 242H124L126 243L127 246H130V247H133V251H132V254H135V253H138V252H143L144 253V256L141 257L142 261L143 262H146V264H169V260L174 256L176 255L180 261H185V264H189L192 260H203V259H208L210 260V262L208 264H218L217 261L220 260L223 252H225V249L227 248L228 250H232V249H235L237 247V244H238V241L242 240L243 238H245L246 240L247 239H250L252 240L253 242L254 241H262L264 242V209H260L258 207V204L256 200H254L253 198H247L248 202L247 203H244L241 202V203H244V204L240 207V204H238V202L235 201V204L233 203L232 206H227L224 204V199H218V201H216V199L212 198V201L213 203L212 204H207L206 206H201L205 203V201L199 203L200 205L196 204L195 202L198 201L197 200V197H196V194L195 196L191 195L192 199L190 198V196L187 198V201H190V203H195V205H197L195 208L193 206L192 210L191 209V205L189 203V206L187 207H190V210L194 211L195 212V209L198 210L196 211L197 214H195L196 218L202 222V224H210V220H208L206 223H204L202 220H203V214H206L207 212H209V215H211L213 213V210L214 209H217L216 213H214L213 215H216V217L219 219V222H221L222 220H224L225 218H228L230 221H231V227H226V226H220V224H217V232L211 236H208L206 233H204V235L202 234V232H199L198 235H196V238L192 237V234H188V233H182L180 230H179V227H177L176 224L175 226L173 225L172 223V217L174 216V214L176 213L177 210H183V205L178 203L179 202V199L181 201V199L184 200V198H181L182 196V192L185 190L187 192H191V194H194L192 193V191L194 190H197L196 193H199L201 196H199L198 194V198H199V201L201 200L202 201V198L203 199H207L209 195H213V194H220V193H226L225 195V198L228 199L229 197H232V198H237L240 196V194L237 192V193H234V190L237 189L234 188L235 187V184H236V179L234 176H236V174L234 173L235 171H232V167H238L239 169H241L243 172L244 175H246V172H249L251 173V175L253 177H249L247 178V180H250L248 181L249 185L252 186L255 182H256V178L257 177H262V182L260 181L261 184H264V145H262L261 149H258L256 150V148H253L254 146H251V148H249L248 150L245 148H242L243 151H241V156L240 158H238V160H236L234 162V156L235 154L233 152L235 151H231L230 148L228 149H223L222 146H215V147H211V146H208L206 145V147L204 149L201 148V142L197 143L198 145H192L193 142H191V146H187V142H186V145H184V143L182 145L184 146H187V147H191V150L189 152L187 151H183V148H186L183 146L182 148V153L179 152L181 149V145L179 146V144L175 145L177 147H175L174 150L172 151H167L165 150L167 147H172V146H166L163 142H161L159 145L157 146H154L152 148H154V150L152 149L151 151L147 152L146 150H144V154L142 155V159H140L141 157L139 156L140 155V152L139 150H136V149H131L129 148V146L127 147L125 144L123 143H116L115 140ZM119 139V138H118ZM211 139V138H210ZM32 140V139H30ZM120 140V139H119ZM240 140V139H239ZM33 141V140H32ZM65 141V140H64ZM170 141V140H169ZM212 141V140H211ZM118 142V141H117ZM213 142V141H212ZM65 143V142H63ZM139 143V142H138ZM203 143V142H202ZM56 144V143H55ZM237 144V143H236ZM235 144V145H236ZM256 144V143H255ZM190 145V144H188ZM217 145V144H216ZM147 146V145H145ZM174 146V145H173ZM179 147V148H178ZM243 147V146H242ZM162 148L164 150H162ZM149 149V148H148ZM188 149V148H187ZM240 148L237 149V151L240 152ZM64 150V149H63ZM150 150V149H149ZM59 152V151H58ZM93 153H96L97 156L100 158V159H104L106 158L105 161L101 162V163H96L97 161H93V160H90V154H93ZM238 154V153H237ZM74 154L73 153H69L65 159H63L62 163H60V165L65 168L66 170L69 171V175H68V180L70 178L71 181L70 184H76L78 182H80V179H78V173L80 171V169L82 168V166L78 165L75 158H74ZM171 157V158H170ZM236 157V156H235ZM151 158H155L157 161H160L161 164L163 163H166V162H169L166 166L162 167L161 166H155L154 163L152 162ZM170 158V160H169ZM169 160V161H168ZM116 161H119V164L116 165ZM184 161H191L189 162L190 165H186V167L183 166V162ZM100 162V161H99ZM81 163V162H80ZM221 164L222 167L224 168L222 170V172H219V170L215 169V165L216 164ZM83 164V163H82ZM200 164H203L205 167H207V170H205L203 173L200 174V177L197 178L198 180H196L195 178V174L196 173H199V166ZM165 165V164H164ZM188 166V167H187ZM198 166V167H197ZM131 168L132 171L130 172V174L134 177V180H133V183L128 182L130 184H133L135 186V188H138L139 185H141V183L143 181H148L151 183V185L153 187H155L156 184L158 183H161V184H164V185H168V188L169 187H172L171 185H176V188L180 189V191L178 192V194H174L176 195V197L174 196V198L171 196L170 198V201H168L166 199V201L164 200H157L153 195L150 197V198H147L149 193L146 192V191H137V192H132L130 186H129V183H127L124 178H125V170L126 168ZM161 167V168H160ZM56 168V167H55ZM8 170V169H7ZM217 170V171H216ZM257 170H259L257 172ZM241 173V174H242ZM153 175V176H150V175ZM187 174H190V178L189 179H186L185 175ZM242 174V175H243ZM84 175V174H83ZM54 177V176H53ZM209 177V178H208ZM226 177V178H224ZM55 178V177H54ZM242 179H238V180H245V176H242L240 177ZM57 179V178H56ZM246 181V180H245ZM52 182V181H50ZM239 182V181H238ZM259 182V181H258ZM208 183L209 184H214L216 187H214L213 189H211L210 187H208ZM245 183V182H244ZM247 183V182H246ZM68 184V183H67ZM88 184V183H86ZM195 185L194 188H191V186ZM238 185H241L240 183ZM249 188V185L246 184ZM243 184V186H246ZM255 185V184H254ZM149 186V185H148ZM151 186V187H152ZM234 186V187H233ZM238 187V188H244V187ZM247 186L242 190V194L244 193V190L246 189V192H250L251 190L247 191ZM55 187V186H54ZM87 187V186H86ZM167 187V186H166ZM166 187H164L163 191H165L167 193V196L170 194V192H174V188L171 189L169 188L170 191H168L167 189H165ZM262 187V186H261ZM264 187V186H263ZM262 187V189H263ZM150 188V186L148 187ZM234 188V189H232ZM15 191H12L11 190H14ZM86 189V188H84ZM144 189V188H143ZM152 189V188H151ZM261 189V188H260ZM142 190V189H141ZM146 190V189H145ZM154 190V189H152ZM157 190V189H156ZM167 190V191H166ZM256 190V189H255ZM151 191V190H150ZM241 191V190H240ZM107 192V191H106ZM151 192H154V194L156 195V191H151ZM164 192V193H165ZM172 192V194H173ZM177 192V191H175ZM245 192V193H246ZM253 192H255L253 190ZM252 191L250 193H253ZM246 193V194H247ZM262 193V192H261ZM260 193V194H261ZM53 195V193H51ZM84 194V193H83ZM82 194V195H83ZM115 194V195H116ZM151 194V193H150ZM188 194V195H189ZM246 194H243L246 195ZM249 194V193H248ZM247 194V195H248ZM164 195V194H163ZM179 195V196H178ZM186 195V194H185ZM183 195V196H185ZM251 194H249L250 196ZM264 196V192L261 194ZM178 196V198H177ZM242 196V197H243ZM253 196V194H252ZM250 196V197H252ZM59 197V196H58ZM114 197V195H113ZM159 197V196H158ZM196 199H195V198ZM220 197V196H219ZM261 197V196H260ZM116 198V197H114ZM186 198V196H185ZM190 198V199H189ZM257 198V197H256ZM259 198V197H258ZM140 199V198H139ZM174 199V200H173ZM189 199V200H188ZM194 199H195V202H194ZM251 199V200H250ZM173 200V203H171ZM182 200V201H183ZM193 200V202H192ZM250 200V201H249ZM50 201V200H49ZM58 201V200H57ZM127 201V202H128ZM178 201V202H177ZM216 201V202H214ZM256 201V202H255ZM126 202V201H125ZM125 202L123 203V205L125 204ZM126 202V203H127ZM168 202V203H166ZM170 202V203H169ZM31 204H33L34 202H30ZM175 203V204H174ZM211 203V202H210ZM263 203V202H262ZM30 204V205H31ZM206 204V203H205ZM220 204V205H219ZM236 204H238L236 206ZM28 205V206H30ZM128 203L126 205V207L129 206ZM133 205V204H132ZM170 205V206H169ZM231 205V203H230ZM169 207V208H168ZM185 211H188L189 209H187ZM200 207H202L200 209ZM124 208V207H123ZM101 209H104L103 205L101 206ZM129 207L126 209H121V211H123V213L125 212V210H128ZM2 210V211H1ZM190 210L188 212H190ZM248 210H251L253 212V216H254V221H255V225H253L251 227V225H247V226H244L243 223L241 222V220L239 219V217L241 216V214H243L245 211H248ZM66 211V210H65ZM116 211V210H115ZM114 211V212H115ZM184 211V212H185ZM77 215V211H75ZM153 212V213H152ZM183 212V213H184ZM5 213V211H4ZM3 213V214H4ZM98 213V214H100ZM105 213V214H104ZM119 213V214H122V217L123 218V215L126 214V213ZM144 213V212H143ZM150 213L151 216H150ZM192 213V212H191ZM54 214H55V211H54ZM53 214V215H54ZM73 214V212H72ZM93 214V213H92ZM180 214L182 213H179V217L181 218ZM185 214H189V213H185ZM1 215V214H0ZM49 215V214H48ZM60 215V214H59ZM74 214L72 215V217H76ZM71 217V214L69 215ZM121 216V215H120ZM139 216V215H138ZM141 216V215H140ZM184 216V214H183ZM194 216V217H195ZM1 217V216H0ZM64 217V215L62 216ZM68 220H72V218H70ZM178 217V218H179ZM14 218V217H13ZM127 218V217H126ZM152 218L151 221H149V219ZM244 218V217H243ZM193 219V218H192ZM98 223H96L97 221ZM116 220V219H115ZM251 220V218H250ZM126 222V220H124ZM179 221V220H178ZM191 221V220H190ZM189 221V222H190ZM244 221V220H243ZM15 222V221H14ZM45 222V221H44ZM43 222V223H44ZM188 222V221H187ZM247 223V222H246ZM1 224V222H0ZM189 225V224H188ZM182 226V225H181ZM185 226V225H184ZM190 226V225H189ZM77 227V226H76ZM129 227V226H128ZM132 227V226H131ZM233 227H236V229L238 230H235L234 232V229ZM0 228H1V225H0ZM64 228H67V227H64ZM230 228V229H229ZM70 230V229H68ZM138 230V231H137ZM131 231V230H130ZM215 231H213L212 233H214ZM232 232H234L235 234H231ZM211 233V232H210ZM206 234V235H205ZM158 242V243H157ZM243 242L241 241V244ZM263 244V243H262ZM119 246V245H118ZM122 247V246H121ZM250 251V249H249ZM67 252V251H66ZM164 252L168 253L166 256H164ZM245 252V251H244ZM248 252V251H247ZM256 252V251H255ZM191 253H193V256L192 257H188ZM90 254V253H89ZM164 254V255H163ZM242 254V252H241ZM240 254V255H241ZM244 254V253H243ZM242 254V255H243ZM246 254V253H245ZM255 254V253H253ZM173 255V256H172ZM192 255V254H191ZM259 255V254H257ZM162 256V258H160ZM164 256V257H163ZM172 256V257H171ZM175 256V257H176ZM233 256V255H232ZM245 256V255H244ZM65 257V256H64ZM243 257V256H242ZM240 256V258H242ZM247 257V256H246ZM253 257V256H252ZM245 258V257H244ZM128 258H126L127 260ZM177 259V260H179ZM231 259V258H230ZM235 259V258H233ZM248 259V258H247ZM250 259V258H249ZM248 259V260H249ZM90 260V258H89ZM226 259H224V262H225ZM252 260V259H250ZM173 261V259L171 260ZM228 261V260H227ZM231 261V260H230ZM5 262V263H6ZM200 262V261H199ZM222 262V264L224 263ZM235 262V261H234ZM248 262V261H247ZM81 263V262H80ZM226 263V262H225ZM224 263V264H225ZM238 263V262H237ZM244 263V261H243ZM242 263V264H243ZM250 263V262H249ZM251 263H253L251 261ZM179 264V263H178ZM232 264V262H231ZM245 264L246 261H245ZM261 264V263H260Z\"/></svg>","mask_w":264,"mask_h":264},{"label":"snow or ice","instance_id":"3","mask_svg":"<svg viewBox=\"0 0 264 264\" xmlns=\"http://www.w3.org/2000/svg\"><path fill=\"white\" fill-rule=\"evenodd\" d=\"M0 7H2L3 14L5 16V19L7 20L8 16H9V10L18 8L19 6L18 5L4 4V5L0 6ZM261 17H262V24H264V13L261 14ZM7 35H8V31H7V26H6V31H5L6 39H7ZM235 35L239 36V33H236ZM261 36H262V38H264V28H262V30H261ZM260 84H261V87H264V70L261 71ZM199 99H200V106L202 108H204L206 111L211 112V108H212L213 105L207 99V97L206 96H201ZM212 99L213 100L215 99V93H213ZM198 114L203 115L204 113H196V112H193L191 110H186L185 113H184L183 118L181 120L177 121L176 126L177 127H184L185 130H187V126L191 124L192 120ZM212 114L216 115V113H212ZM72 126H73L72 124L69 125V127H72ZM21 211H23V208H21ZM8 264H25V262H23V261H18V262L9 261ZM81 264H82V262H81ZM158 264H159V262H158ZM261 264H264V261H262Z\"/></svg>","mask_w":264,"mask_h":264}]
</instances>
